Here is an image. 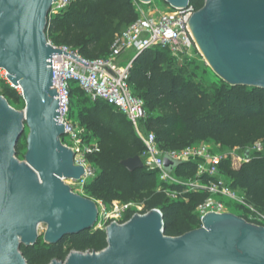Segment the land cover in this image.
<instances>
[{"label": "water", "instance_id": "95a60500", "mask_svg": "<svg viewBox=\"0 0 264 264\" xmlns=\"http://www.w3.org/2000/svg\"><path fill=\"white\" fill-rule=\"evenodd\" d=\"M163 1L183 10L192 0ZM56 2L0 0V70L21 89L25 103L18 111L0 96V264H27L21 247L38 243L42 225L47 227L44 243L56 245L98 222L97 203L66 184L79 181L85 169L75 165L74 152L62 143L65 127L51 61L62 51L49 44L46 33ZM204 2L189 24L208 66L229 86L264 90V0ZM26 129L27 153L20 161L16 148ZM244 156L249 159L250 150ZM182 164L164 157L170 175ZM121 165L130 173L144 169L140 156ZM201 224L181 237H168L163 214L155 209L124 225L110 224L105 250L72 252L66 261L51 264H264V226L232 213H208Z\"/></svg>", "mask_w": 264, "mask_h": 264}, {"label": "trees", "instance_id": "16d2710c", "mask_svg": "<svg viewBox=\"0 0 264 264\" xmlns=\"http://www.w3.org/2000/svg\"><path fill=\"white\" fill-rule=\"evenodd\" d=\"M204 3L191 1L196 11ZM137 18L135 0H76L66 10L49 16L46 33L54 46L71 48L93 61L107 58L116 35ZM129 85L133 95L144 102L147 118L142 128L155 134L162 151H182L208 143L228 150L220 175L264 214V154H251L246 162L238 155L264 142L263 89L232 87L222 80L209 87L199 79L193 59L178 62L161 48L136 58ZM0 96L12 107L25 109L21 94L9 83H1ZM70 105L71 119L86 130L84 140L96 141L101 149L89 158L97 175L85 186L84 197L108 207L120 202L141 205L146 213L160 210L168 237H181L201 228L198 209L210 198L207 192L167 184L155 171L128 172L121 162L141 157L145 146L127 117L104 102H92L76 84L72 85ZM17 156H21L20 151ZM173 175L184 183L208 182L205 177L197 179V164L193 162L183 163ZM237 210L236 216L248 220L243 207ZM132 216L130 213L127 220ZM95 228L56 245L39 239L34 247L22 246L21 253L27 264L64 262L72 252L99 253L108 246L107 236L105 230Z\"/></svg>", "mask_w": 264, "mask_h": 264}, {"label": "built area", "instance_id": "2783aa9c", "mask_svg": "<svg viewBox=\"0 0 264 264\" xmlns=\"http://www.w3.org/2000/svg\"><path fill=\"white\" fill-rule=\"evenodd\" d=\"M75 1L57 0L52 7L50 16L66 10ZM152 5L153 0L148 4L135 0L138 18L116 35L107 58L86 60L77 51L67 47H56L48 40L49 44L62 51L61 55H53L51 60L54 85L58 89L60 122L65 127V139H62V143L74 152L75 165L85 169L84 176L79 181L69 182L76 185L81 191L79 193L84 196L85 186L97 175V170L91 165L89 158L101 152L96 141L86 142L84 140L86 130L71 119V89L72 85L77 83L92 102L100 101L114 107L132 123L145 146V151L141 156L144 169L157 172L159 179L167 184L182 185L191 191H204L210 195V198L198 209L201 220L208 213H229L227 204L223 202L226 199L247 211L248 220L246 221L264 226V214L250 205L243 194L233 190L228 181L220 175L224 156L212 153L206 144L182 151L164 152L158 146L155 134L143 130L141 124L147 118L144 102L133 95L129 85L130 71L136 58L147 50L161 48L168 50L172 58L182 62L184 59H193V53L199 51L189 24L192 16L197 12L191 3L183 10L172 9L168 6L167 10L162 12L157 7L152 8ZM146 7L148 8L146 9ZM130 51L134 52V56L128 60L125 66H121L118 60ZM64 52L78 57L88 66L76 62ZM254 153L264 154V142H258L252 146L250 155ZM166 155L183 163H196L197 179L205 177L208 182L203 184L196 180L184 183L174 175L168 174L164 170ZM239 160L246 162L249 159L242 155ZM71 188L76 193L73 187ZM172 196L176 198L177 194L174 193ZM96 203L99 211L96 226L100 230H105L112 223L126 224L130 220H127L130 213L133 216L148 213L144 211L143 206L135 203L114 202L110 207L100 201ZM88 253L93 252L87 251L83 254Z\"/></svg>", "mask_w": 264, "mask_h": 264}, {"label": "rangeland", "instance_id": "374dc122", "mask_svg": "<svg viewBox=\"0 0 264 264\" xmlns=\"http://www.w3.org/2000/svg\"><path fill=\"white\" fill-rule=\"evenodd\" d=\"M155 7H157L162 12V11H166L167 10L168 5L163 0H153L152 8H155ZM147 8L148 7H146V9ZM133 56H134V52L130 51V52L124 54L123 57H121L118 60V63L121 66H125L127 61L130 60ZM193 61H195V64L197 66L198 73H199V79L201 81H203L209 87H212L213 85L220 84L221 79L211 70V68L206 63L204 57L200 54V52L198 50L193 53ZM3 82L9 83L8 80H6V71L0 70V88H1V83H3ZM74 84L77 85V83H74ZM16 90L20 94H22L21 89L16 88ZM13 108L18 110V111H24V109L23 110L20 109L21 105L18 106V109L15 108V107H13ZM28 134H29V130L26 129L25 133L21 137V139L19 141V144H18V146L16 148V151H20L21 152V156H19V157L17 156V158L20 161H25V155L27 153V137H28ZM206 145L210 148L212 153H214V154H216L218 156H225L228 153V150L222 149L219 146H216V145H214L212 143H208ZM238 155H239V157H242V154L238 153ZM66 184L71 186V187H73L75 192L77 194L81 195V193H79L81 191H79V189H78V187L76 185L70 183L69 181H67ZM223 202H225L227 204L228 209H229L228 210L229 213H232L234 215L239 214V212L237 210V207H238L237 204H235L234 202H231L229 200H226V199L223 200ZM46 229H47V227L45 225H42L39 228L38 233L40 235V239L41 240H43V238H44V234L46 232ZM96 229H99V228L96 226L95 230Z\"/></svg>", "mask_w": 264, "mask_h": 264}, {"label": "bare ground", "instance_id": "6f19581e", "mask_svg": "<svg viewBox=\"0 0 264 264\" xmlns=\"http://www.w3.org/2000/svg\"><path fill=\"white\" fill-rule=\"evenodd\" d=\"M18 89H20V88L18 87Z\"/></svg>", "mask_w": 264, "mask_h": 264}, {"label": "crops", "instance_id": "0c3cea01", "mask_svg": "<svg viewBox=\"0 0 264 264\" xmlns=\"http://www.w3.org/2000/svg\"><path fill=\"white\" fill-rule=\"evenodd\" d=\"M124 62V61H123ZM128 62V61H127Z\"/></svg>", "mask_w": 264, "mask_h": 264}]
</instances>
